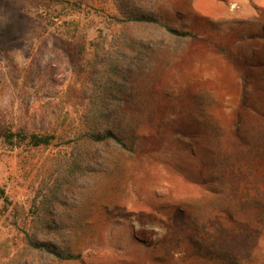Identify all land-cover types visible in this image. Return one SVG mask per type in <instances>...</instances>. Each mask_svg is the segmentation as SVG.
I'll use <instances>...</instances> for the list:
<instances>
[{
    "label": "rangeland",
    "instance_id": "rangeland-1",
    "mask_svg": "<svg viewBox=\"0 0 264 264\" xmlns=\"http://www.w3.org/2000/svg\"><path fill=\"white\" fill-rule=\"evenodd\" d=\"M119 1L0 0V134L56 135L40 148L0 138L9 201L0 199V264L13 263L24 247L18 227L35 222L58 180L66 184L57 216L77 225L89 264H223L220 254L264 264V0H161L158 17L194 36L164 35L155 53L131 62L136 102L120 123L142 148L134 156L102 148L98 173L60 176L90 124V44L103 45L96 64L115 52ZM204 125L228 157L237 125L253 147L236 165L237 194L228 189L224 200L201 163Z\"/></svg>",
    "mask_w": 264,
    "mask_h": 264
},
{
    "label": "trees",
    "instance_id": "trees-1",
    "mask_svg": "<svg viewBox=\"0 0 264 264\" xmlns=\"http://www.w3.org/2000/svg\"><path fill=\"white\" fill-rule=\"evenodd\" d=\"M160 1L120 0L117 3L123 18L121 20L114 18L124 29L119 37L120 40L116 42L115 52L106 49L101 56V63L96 64L94 58L100 56L98 51L103 48L102 43L90 44L95 51L90 63L94 96H88L87 104L92 114L90 124H88L82 147L73 152L72 163L60 173V176L63 174L68 177L95 175L102 167L99 163L102 148L117 147L128 156H134L142 148V145L120 123L122 116L126 115V109H130L132 102L135 101L132 94L131 62L139 63L140 60L137 58L144 56L143 50L155 53L156 42H160V39L162 42L164 35L177 40L194 36L190 32L176 30L158 17L155 8ZM144 31L148 35L142 39ZM101 67L104 68V72ZM238 125L232 134V138L236 140L235 148L227 151L231 153L229 157L225 155L226 150L222 152L218 143L219 134L214 129L205 125L199 129L203 150L201 163L204 164V168L210 170V173L212 171L210 192L220 200L228 198V189L237 194L240 181H238L236 165L242 161L241 156L244 157L246 151L248 154L253 150L249 139L242 140L243 135ZM0 138L9 144L17 140V142H27L32 148H40L50 146L56 139V135L35 132L26 134L7 129L0 134ZM65 184V180H58L51 195L49 197L45 195L44 200L31 216L35 220L33 224L18 227L23 234L24 247L15 253L12 264H89L91 261L92 253L89 252L88 247L79 248L75 242L77 225L65 223L60 215L57 216L56 205L61 199L60 192ZM0 199L9 202L2 188H0ZM253 226L261 231L260 223H253ZM219 227L220 230L223 228L222 225ZM215 229V233H218L219 229ZM27 253L34 257V263L29 262L28 259L25 262L21 261L22 257H28ZM219 261L223 264H235V259L231 255L220 254ZM113 264L128 263L125 260H116Z\"/></svg>",
    "mask_w": 264,
    "mask_h": 264
}]
</instances>
